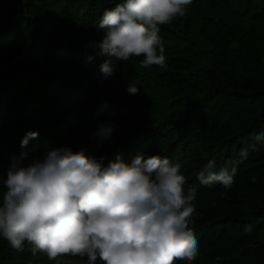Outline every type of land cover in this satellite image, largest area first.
<instances>
[{
    "label": "trees",
    "instance_id": "16d2710c",
    "mask_svg": "<svg viewBox=\"0 0 264 264\" xmlns=\"http://www.w3.org/2000/svg\"><path fill=\"white\" fill-rule=\"evenodd\" d=\"M122 2L3 0L0 175L12 157L32 160L61 147L103 157L104 166L137 155L167 157L182 165L185 190L197 191L190 226L200 249L191 264H264V151L252 147L264 132V0H193L186 16L159 26L165 67L142 68L143 57L134 56L101 83L106 57L95 47L97 24ZM10 22L23 25L28 40L10 38ZM34 36V52L18 62ZM131 84L138 94L126 91ZM101 124L114 127L103 142L94 136ZM28 132L38 139L21 147ZM209 160L236 169L231 189L199 184L193 173ZM3 191L0 185V197ZM0 264L56 261L33 255L27 242L16 250L0 236Z\"/></svg>",
    "mask_w": 264,
    "mask_h": 264
},
{
    "label": "clouds",
    "instance_id": "9594fccd",
    "mask_svg": "<svg viewBox=\"0 0 264 264\" xmlns=\"http://www.w3.org/2000/svg\"><path fill=\"white\" fill-rule=\"evenodd\" d=\"M193 0H124L105 9L97 29L95 47L106 57L100 82L116 74L117 62L140 57L142 68L165 67L160 25L184 17ZM136 95L135 84L127 87ZM108 107L103 105L101 111ZM112 124L98 126L101 142L111 137ZM37 132H28L21 147ZM254 151H264V132L256 137ZM83 150L53 149L39 158L12 157L0 197V236L19 251L27 242L33 255L44 253L62 264V257H78L82 264H191L199 255L191 219L197 191L185 190L182 165L167 157L137 155L103 165ZM199 184L231 189L236 169L216 168L209 160L193 173ZM256 176H251L253 183ZM86 258V259H85Z\"/></svg>",
    "mask_w": 264,
    "mask_h": 264
},
{
    "label": "rangeland",
    "instance_id": "374dc122",
    "mask_svg": "<svg viewBox=\"0 0 264 264\" xmlns=\"http://www.w3.org/2000/svg\"><path fill=\"white\" fill-rule=\"evenodd\" d=\"M3 0H0V6H2ZM177 19L173 21L172 24H175ZM6 33L10 36V38H15L16 36L22 37L24 40H28V34L29 32L23 25L20 26H15L13 22H10L7 27L5 28ZM37 34V33H36ZM38 42V36H34L33 39L29 42V45L24 53H22L20 56H18L17 60L23 59L26 54H32L37 46ZM3 84H0V87H2ZM28 159V157H27ZM6 164H0V170H3ZM9 166V164L7 165ZM260 241H264V231H262L261 235L258 238ZM63 261L71 263L77 261L79 258L78 257H62L61 258Z\"/></svg>",
    "mask_w": 264,
    "mask_h": 264
}]
</instances>
